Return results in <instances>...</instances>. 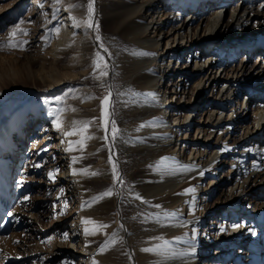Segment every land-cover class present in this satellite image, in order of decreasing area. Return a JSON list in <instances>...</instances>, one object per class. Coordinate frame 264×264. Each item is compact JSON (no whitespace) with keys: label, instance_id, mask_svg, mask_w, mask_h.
<instances>
[{"label":"bare ground","instance_id":"1","mask_svg":"<svg viewBox=\"0 0 264 264\" xmlns=\"http://www.w3.org/2000/svg\"><path fill=\"white\" fill-rule=\"evenodd\" d=\"M114 1L100 19L119 30L125 42V57L115 71L121 79L119 95L110 98L113 107L117 105L110 117L116 118L119 129L115 141L111 123L107 133L103 128L104 98H82L88 91L79 92L75 86L93 60L90 54L84 57L91 49L90 28L76 26L87 19V12L63 7L59 32L53 33L49 49L28 57L25 66L11 59L10 66L0 65V146L12 152L5 170L20 154L11 132L23 141L33 122L48 131L50 143L30 149L34 160L27 172L41 174L44 164L51 162L46 152L52 150L54 166L46 175L62 185L69 198L78 199L84 188L95 197L113 193L98 202L84 197L81 209L64 218L59 216L63 211L56 214L50 229L58 244L45 257L46 264L57 258L69 264H124L119 251L126 246L134 264H252L264 259V0L258 6L255 0ZM93 23H98L95 3ZM232 37L240 43L230 42ZM239 48L240 62L230 63ZM185 50L187 58L176 62ZM252 52H258L259 62L249 65ZM193 78L198 79L192 84ZM66 82L63 93L55 96L68 99L59 130L52 115L59 107L52 97L38 106L33 99L18 104L31 95L30 87L40 85L43 92H51ZM257 85H263V91L256 90ZM194 115L200 119L194 120ZM89 121L93 123L86 135L93 138L82 149L77 144L68 151L69 141L81 137L64 133L74 122ZM113 164L115 172L118 164L126 167L130 181L120 177L127 186L116 187ZM1 166L2 160L3 170ZM85 169L88 174H83ZM95 182L98 185L91 187ZM0 192L6 197L9 193L1 176ZM124 200L128 209L121 227L118 214L111 212ZM86 219L109 227L97 236L86 235L85 227H92L84 224ZM112 240L116 242L101 253ZM164 241L176 252L192 254L173 257L171 251H143ZM113 246H119L118 252ZM201 249L206 254L199 256Z\"/></svg>","mask_w":264,"mask_h":264},{"label":"rangeland","instance_id":"2","mask_svg":"<svg viewBox=\"0 0 264 264\" xmlns=\"http://www.w3.org/2000/svg\"><path fill=\"white\" fill-rule=\"evenodd\" d=\"M258 1L259 0L254 1L255 5H257ZM88 3L89 0H61L60 3H57L56 0H0V41L7 42L9 34L13 30L24 29L27 32L26 35L18 33L16 37L17 41L26 42L22 43L20 47L13 49L6 47L0 48V65L3 64L10 66L11 64L9 60L11 59L15 60L16 63L25 66L29 61L28 57H34L38 51H40L39 54L42 55L44 49H49L53 33L56 29L60 28L59 22L63 18V12L61 11L63 7H68L70 11L78 10L86 15L88 13ZM94 3L96 6V16H98L99 28L98 31L94 28L88 30L87 37L91 49L84 56L87 60L89 57L87 55H91L93 60L90 58L89 61L91 62L92 60V65L88 70L86 69L81 77L75 82V86L79 88V92L81 91L80 89L88 91V95L82 96V98L86 99H90L89 97L93 94L97 95L98 98H104L108 95L109 90L112 92L111 96L114 97V95H116L115 93L120 91L121 79L119 74L115 73L116 63L125 57V42L122 33L119 30L115 31L114 28H111L106 20L100 19L102 14L113 7L115 1L94 0ZM74 5H76V7H73ZM97 36H100L101 40L98 41L96 39ZM29 37H33V44H29ZM228 39L229 41L231 40L230 42L240 43L239 40H234L233 37ZM101 43L107 48V53H105L104 49L100 47ZM236 46L242 45L235 44V47ZM28 51L32 52H29V56ZM234 51H236L237 57H233V60L230 63L238 64L243 52L241 48ZM239 51H241L240 54H238ZM98 53L104 57L105 61H107L106 69L103 68V65H101L100 69L96 67ZM228 55L229 53H227L226 56ZM257 55L258 52H252L250 54L249 65L259 62ZM180 58L179 61H175L180 63L186 59V50L183 51ZM66 61L67 58L64 59L63 64L66 63ZM176 62L174 66L176 65ZM179 63H177V65H180ZM40 66L41 61L33 66V70L37 71ZM101 70H106L108 75L97 79L96 77L100 76ZM197 79L198 78H193L191 83L193 84ZM244 79L245 77L241 80L240 86ZM68 84L69 83L66 82L64 85L53 89L51 92H43V87L40 85L38 87H30L31 95L27 96L25 100H20L18 104L26 103L27 99H33L34 104L37 106L41 105L45 102L46 97L54 98L55 96L62 94ZM261 86L263 85H257L256 90L263 91ZM52 98L51 101L58 105L59 109H62L60 114L64 117L68 106V99H64L63 102H55ZM114 107L117 109L116 104H114ZM115 119L116 118H114V121ZM193 119H200V115H194ZM201 119H204V117ZM248 123H250V120L246 121V124ZM47 136L48 131L45 128L33 124V122L29 123L23 141L18 140V135L12 131L11 137L13 138V141L19 143L18 153L20 154L19 156L18 154L15 156V160L18 159V164L16 162H14L15 165L10 163L7 170H5V165H8L7 162L11 161L12 155L10 153L12 152L9 147L3 149L0 146V160H2L3 165V167H1L5 172L3 173V170L0 168V176L3 185H5L9 191L7 197L6 195H3V192H0V264H46L45 257L51 255L58 244L57 235L50 229V223L56 220V214L63 211L59 216L64 218L65 215L68 216L74 212L75 208L80 206L79 208L81 209L84 205L82 202L84 197L85 200L90 199L89 202H94L93 198H95V196L89 195L85 188L84 191L86 194L80 189L78 199L77 196L73 199L69 198L66 193H63L64 189H62V185L59 186L56 182H51V180H49L46 171L53 169L54 166V161H52V150H47L46 152L48 154H46L47 157L51 156V162L49 163L48 161V163L44 164L42 167L43 172H41V174L34 175V172H27V168H31L32 161L34 160L32 150L43 148L46 144L50 143L48 140L49 137ZM30 151L32 153H30ZM16 165H18V167ZM11 173L13 176H11ZM118 173L119 176L121 175L122 178L126 179L128 182L130 181L127 179L126 167L124 165L121 166L118 164ZM127 181L125 182L122 180L123 184L117 181L116 187L119 185L127 186ZM97 185V182H95L90 186L96 187ZM25 197L28 199L25 200ZM214 200L215 198H212L209 202L212 203ZM127 209L128 207L126 206L125 200L112 206L113 211L111 214H118L120 226H122L124 216L127 215ZM9 213H11V215H9ZM97 214L98 211L93 217L97 218ZM203 233L202 229L200 235L202 236ZM93 236H97V234ZM61 244L63 243L61 242ZM118 247L119 246H113L112 248L118 252ZM119 254L121 255L124 264H128L129 262L131 264L135 263L130 253L129 246L120 250ZM204 254H206L204 249L199 250V256ZM262 257L264 256L262 255ZM263 261L264 259L258 258L257 261H254L252 264H260ZM49 264L69 263L63 258H57ZM200 264H203V261H201Z\"/></svg>","mask_w":264,"mask_h":264},{"label":"snow or ice","instance_id":"3","mask_svg":"<svg viewBox=\"0 0 264 264\" xmlns=\"http://www.w3.org/2000/svg\"><path fill=\"white\" fill-rule=\"evenodd\" d=\"M57 3H60L61 0H56ZM73 7H76V5H74ZM87 12H88V17L86 20L82 21V22H78L76 26H80V24L82 23L84 26H86L87 28H94L98 31V23L94 24L93 23V14H94V0H89V3L87 5ZM57 33L59 32V29L55 30ZM18 33L21 34H27L26 30L24 29H18V30H13L10 34H9V39L7 40V42L4 41H0V48H9V49H13V48H17L20 47L22 45V43H26V42H21V41H17L16 37L18 35ZM96 39L99 41L101 40L100 36H97ZM100 47L104 49V52L107 53L108 50L107 48L104 47L103 43L100 44ZM98 55V60H97V65L96 67L98 69L101 68V65H103V68L106 69L107 68V61L104 60V57L102 55H100L99 53ZM110 55V53H109ZM142 55H153L152 53H142ZM108 75V72L106 70H101L100 71V76L96 77L97 79H100L101 77H105ZM111 95L112 92L111 90H109L108 95L104 97V99L102 100V119L104 121L103 124V128L104 131L107 133L108 132V124L109 122L111 123V138L113 141H115L117 135L119 134V129L115 124L114 120H110V117L112 115H114V107L112 105L111 102ZM119 95V93L117 94ZM64 97H55L54 101L55 102H63ZM109 109H112V111H109ZM62 112V109H58V108H53L52 109V115L55 117L54 120V124L56 126V128L59 130L62 128V120L60 118V113ZM93 123V121H89L86 123H82V122H74L73 126H72V130L71 131H67L64 133L65 136H74V135H79L81 137V139L79 141H69V147H68V151H74L75 150V145H79L81 147V149L85 146V142L88 139H92L93 137L86 135L87 131H88V127L89 125ZM105 140L108 139V135H105L103 137ZM167 159V158H165ZM77 160L76 157H73V162L75 163ZM37 167L39 165H36ZM115 164H113V169H114V173H115V179L119 182L122 183V179L119 176L118 172H115ZM185 167H189V166H185ZM73 174H76L75 169L73 170ZM83 174H88V171L85 169L83 170ZM98 173H91V175H97ZM50 176H54V173H49ZM22 183V181H21ZM189 192H194V189H189ZM111 195H113V193L111 191L109 192H105L103 194H101V196L99 197H95L93 198L94 202H98L100 199H103L105 197H110ZM28 198L25 197V200H27ZM137 199H140V197H137ZM9 215H11V213H9ZM169 216H175V213H169L167 214ZM85 225H92L91 228L89 227H85L84 231L86 235H96L98 232L102 231L104 228L109 227L108 225H104L101 223H98L96 221L93 220H89L86 219L84 221ZM123 227V226H121ZM65 238H67V235L65 234ZM116 241L112 240L109 242H106L105 245L103 247H101L100 252L103 253L111 244H114ZM143 251L145 252H155V253H160L161 255H164L166 251H171V255L173 257H184V256H188L191 255L192 253L184 251V252H176L175 250L171 249V242L170 241H164V243L162 245H158L156 247H152V248H145L143 249ZM94 264H98V262H94Z\"/></svg>","mask_w":264,"mask_h":264}]
</instances>
